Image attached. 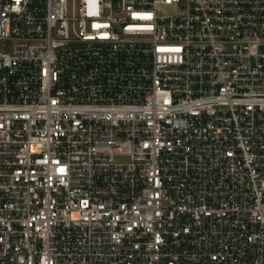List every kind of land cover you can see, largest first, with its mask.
<instances>
[{
    "label": "built area",
    "instance_id": "obj_1",
    "mask_svg": "<svg viewBox=\"0 0 264 264\" xmlns=\"http://www.w3.org/2000/svg\"><path fill=\"white\" fill-rule=\"evenodd\" d=\"M0 264H264V0H0Z\"/></svg>",
    "mask_w": 264,
    "mask_h": 264
}]
</instances>
